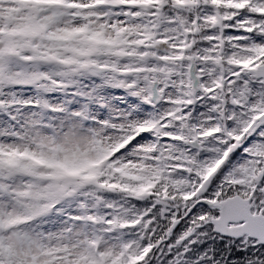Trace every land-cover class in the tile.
Masks as SVG:
<instances>
[{
    "label": "snow or ice",
    "instance_id": "snow-or-ice-1",
    "mask_svg": "<svg viewBox=\"0 0 264 264\" xmlns=\"http://www.w3.org/2000/svg\"><path fill=\"white\" fill-rule=\"evenodd\" d=\"M0 264H264V0H0Z\"/></svg>",
    "mask_w": 264,
    "mask_h": 264
}]
</instances>
